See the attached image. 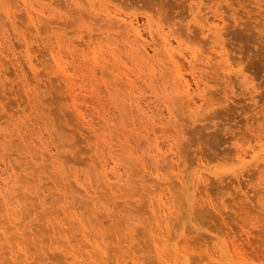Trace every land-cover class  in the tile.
I'll return each instance as SVG.
<instances>
[{
    "label": "rangeland",
    "instance_id": "rangeland-1",
    "mask_svg": "<svg viewBox=\"0 0 264 264\" xmlns=\"http://www.w3.org/2000/svg\"><path fill=\"white\" fill-rule=\"evenodd\" d=\"M27 1L0 0V264H264V0Z\"/></svg>",
    "mask_w": 264,
    "mask_h": 264
},
{
    "label": "bare ground",
    "instance_id": "bare-ground-1",
    "mask_svg": "<svg viewBox=\"0 0 264 264\" xmlns=\"http://www.w3.org/2000/svg\"><path fill=\"white\" fill-rule=\"evenodd\" d=\"M26 1H27V0H26ZM27 2H28V1H27ZM202 2H203V1H202ZM204 2H205V1H204ZM0 3H1V2H0ZM29 7H30V6H29ZM27 8H28V7H27ZM195 8H196V7H195ZM27 10H28V9H27ZM210 10H211V9H210ZM10 11H11V10H10ZM23 11H24V10H23ZM28 11H29V10H28ZM105 12H106V11H105ZM217 12H218V11H217ZM11 13H12V12H11ZM106 13H107V12H106ZM30 15H31V13H30ZM106 15L110 16L111 14H106ZM32 16H33V15H32ZM108 16H107V18H108ZM112 16H113V18H112V22H114V21H113V19H114V15H112ZM12 17H13V16H12ZM26 17H27V16H26ZM40 17H43V16H40ZM105 17H106V16H105ZM110 17H111V16H110ZM115 17L117 18V16H115ZM118 17H119V16H118ZM222 17H223V16H222ZM14 18H15V17H14ZM32 18H34V17H32ZM119 18H120V17H119ZM9 19H10V18H9ZM121 19H122V18H121ZM121 19H120V21H121ZM42 20H43V19H42ZM124 20H125V19H124ZM148 20H149V19H148ZM150 20L153 21V19H150ZM222 20L225 21L224 18H223ZM33 21H34V20H33ZM120 21L118 20V21L116 22V25H117V23L120 22ZM126 21H127V20H126ZM126 21H125V22H126ZM125 22H124V23H125ZM128 22H129V21H128ZM128 22H126V23H127V25H128V24H129V25H128L127 27L125 26V27L127 28L126 31L128 32V29H129V31L131 30V31H130L131 33H130V34H132V32H134V33H135L134 36L137 35L140 39L143 40V35L140 33V29H139V27L137 28V26H138L137 23H136V26H135V22H133L132 20H131V22H129V23H128ZM215 22H216V21H215ZM222 23H223V22H222ZM215 24H216V23H214L213 26H215ZM220 25H221V24H220ZM223 25H224V24H223ZM120 26H121V24H120ZM100 27H101V26H100ZM159 27H160V26H159ZM217 27H218L217 25H216L214 28H213V27H209V30H208L207 33H209V31H213L215 28L217 29ZM0 28H2V27H0ZM138 29H139V30H138ZM99 30H100V29H99ZM104 30H105V29H104ZM205 30H206V29H205ZM159 31H160V30H159ZM104 33H106V32H103V34H104ZM162 33H164V32H162ZM201 33H202V31H201ZM203 33H204V32H203ZM121 34L124 35L125 33H121ZM128 34H129V33H128ZM128 34H127V35H128ZM209 34H210V33H209ZM218 34H219V33H218ZM38 35H39V34H38ZM121 36H122V35H121ZM128 36H129V35H128ZM160 36H161V37H164V38H162V40L164 41V42H162V43H164V46H165V49H166V53H165V54H167V56H168V60L170 61L169 64L172 65V66L169 67V68H170V69L172 68L171 70L174 69V70H173L174 72L176 71V78H175V79L178 78L177 81L180 83V84H179V83L177 82L178 85H181L180 88L182 87L181 89H183V90L185 91L184 94H185L186 96L183 94L184 97H187V98L189 99L188 101H190V103H191L192 105H195L197 101L195 100V97H194V95H193L194 93L192 92V89H193V88H192L191 81H190L187 77H185L184 74H182V70H184V69H183V67H184L183 65H184V64L182 65V64L180 63V60H178V58H176L175 54L173 53V51H174V49H173V45H174V44H171V43L169 42V40H166V39H165L166 34L163 35V36H162V34H161ZM167 36H168V38L170 37L169 35H167ZM172 36H173V35H172ZM206 36H207V35H206ZM61 37H62V36H61ZM129 37H130V36H129ZM9 38H10V37H9ZM215 38H216V37H215ZM43 39H44V38H43ZM131 39H132V38H131ZM135 39H137V38H135ZM152 39H153V38H152ZM178 39H179V38H178ZM129 40H130V38H129ZM156 40H157V39H156ZM214 40H215V39H214ZM137 41H138V40H137ZM137 41L135 40V42H137ZM167 41H168V42H167ZM180 41H181V40H180ZM180 41H179L178 44H180ZM118 42H119V41H118ZM118 42H117V43H118ZM131 42H132V40L130 41V45L133 46V44H132ZM177 42H178V41H177ZM182 42H183V41H182ZM115 43H116V42H115ZM121 43H122V42H121ZM121 43H120V44H121ZM142 43H143V42H142ZM43 44H44V43H43ZM135 44H136V43H135ZM186 44H187V43H186ZM186 44H185V45H186ZM210 44H211V43H210ZM221 44H222V43H221ZM40 45H41V43H40ZM180 45H181V44H180ZM180 45H178V46H180ZM185 45H182L180 48L182 49L183 46L185 47ZM214 45H215V44H214ZM142 46H144V47H143V50H144L143 53H145L146 56H147V55H150V56H151V54H150L151 52L149 53V51L147 50L148 48L146 49V48H145V47H146L145 45H142ZM142 46H141V47H142ZM155 46H156V45H155ZM212 46H213V45H212ZM4 47H5V46H4ZM129 47H130V46H129ZM141 47H140V48H141ZM157 47H158V46H157ZM187 47H188V46H187ZM221 47H222V46H221ZM133 48L135 49V46L132 47V50H133ZM151 48H152V47H151ZM174 48H175V47H174ZM189 48H190V47H188V49H189ZM222 48H223V47H222ZM138 49H139V48H138ZM141 49H142V48H141ZM155 49H156V48H155ZM165 49H164V50H165ZM181 49H180V50H181ZM143 50H142V51H143ZM156 50H157V49H156ZM135 51H136V50H135ZM137 51H138V50H137ZM222 51H223V50H222ZM127 52H128V51H127ZM155 52H156V51H155ZM157 52H158V51H157ZM174 52H176V51H174ZM12 53H13V52H12ZM133 53H134V51H133ZM143 53H142V54H143ZM215 53H216V52H215ZM131 54H132V53H131ZM134 54H135V53H134ZM145 54H143V55H145ZM158 54H159V53H157V55H158ZM216 54H217V53H216ZM137 55H138V54H137ZM152 55H153V54H152ZM157 55H156V56H157ZM140 56H142V55H140ZM140 56H139V57H140ZM154 56H155V55H154ZM191 56H192V57H191V60H192V61L194 60L196 63H197V59H198V58L200 59V57L198 56V54H197V55H191ZM195 56H196V57H195ZM197 56H198V57H197ZM203 56H204V55H203ZM221 56H225V55H221ZM115 57H116V55H115ZM158 57H159V56H158ZM117 58H119V57H117ZM147 58H149V57H147ZM147 58H146V59H147ZM218 58H219V57H218ZM222 58H223V57H221V59H222ZM59 59H60V58H59ZM88 59H89V58H88ZM127 59H128V58H127ZM142 59H143V58H142ZM201 59H202V58H201ZM204 59L206 60L207 58H204ZM119 60H120V58H119ZM189 60H190V59H189ZM205 60H201V62L204 61L203 63H205ZM213 60H214V59H213ZM60 61H61V60H60ZM60 61H59V60H58V61L56 60L57 65L61 68V70H60V69H59V70H60L62 73H64V74L66 73L65 75H68L67 72H63V71H65L66 69H65V70L62 69V67H63V63L61 64ZM70 61H71V60H70ZM120 61H121V60H120ZM153 61H154V60H153ZM192 61H190V65H191L190 67H191V68H193V67L195 68V64H194L195 62L192 63ZM207 61H208V60H207ZM209 61L212 62L211 59H209ZM209 61H208V62H209ZM215 61H217V59H216ZM222 61H223V60H222ZM0 62H1V61H0ZM122 62H123V61H121V63H122ZM199 62H200V61H199ZM208 62H206V63H208ZM211 62H210V63H211ZM223 62H224V61H223ZM203 63H202V65H204ZM225 63H226V62H225ZM122 64H124V63H122ZM193 64H194V65H193ZM78 65H79V64H78ZM167 65H168V64H167ZM192 65H193V67H192ZM205 65H206V64H205ZM212 65H213V64H212ZM134 66H135V65H134ZM160 66H162V65L160 64ZM198 66H199V65H198ZM213 66H214V65H213ZM215 66L218 67V65H215ZM224 66H226V65H224ZM153 67H155V65H153ZM153 67H152V68H153ZM166 67H167V66H166ZM205 67H206V66H205ZM217 67H216V68H217ZM228 67H229V66H228ZM63 68H64V67H63ZM156 68H157V67H156ZM191 68H190V69H191ZM198 68H199V67H198ZM198 68H197V69H198ZM210 68H212V66H211ZM220 68H221V69H224L225 67H224V68L220 67ZM154 69H155V68H154ZM157 69H158V68H157ZM163 69H164V68H163ZM166 69H167V68H166ZM170 69H169V71H171ZM200 69H201V67H200ZM204 69H205V68H204ZM204 69H203V70H204ZM221 69H220V70H221ZM225 69H226V68H225ZM228 70H229V69H228ZM66 71H68V70H66ZM131 71H132V70H131ZM157 71H158V70H157ZM157 71H156V72H157ZM163 71H164V70H163ZM167 71H168V70H167ZM192 71H193V70H192ZM197 71H198V70H197ZM240 71H241V70H240ZM125 72H127V71H125ZM158 72H159V71H158ZM158 72H157V73H158ZM204 72H205V71H204ZM172 73H173V72H172ZM5 74H6V73H5ZM58 74H59V73H58ZM152 74L155 75V73H152ZM152 74H151V75H152ZM163 74H164V73H163ZM201 74H202V73H201ZM204 74H205V73H204ZM154 75H152L153 78H154ZM164 75H165V74H164ZM177 75H178V76H177ZM190 75H191V74H190ZM209 75H210V74H209ZM79 76H80V75H79ZM107 76H108V75H107ZM125 76L128 77L127 75H125ZM174 76H175V74H174ZM193 76H195V75H193ZM206 76H208V75H206ZM223 76H224V75H223ZM223 76H222V78L224 79L225 76H224V77H223ZM66 77H67V76H66ZM66 77H65V78H66ZM130 77H131V76H130ZM170 77H171V76H170ZM204 77H205V75H204ZM87 78H88V77H87ZM128 78H129V77H128ZM153 78H152V79H153ZM166 78H167V77H166ZM212 78H213V77H212ZM214 78H215V76H214ZM226 78H227V76H226ZM66 79H68V77H67ZM70 79H71V78H70ZM118 79H119V78H118ZM125 79H126V78H125ZM206 79H208V78L205 77V80H206ZM210 79H211V78H210ZM210 79H209V80H210ZM127 80H128V79H127ZM137 80H138V79H137ZM139 80H140V78H139ZM193 80H195L194 77H193ZM193 80H192V81H193ZM197 80H198V78H197ZM202 80L204 81V78H203ZM202 80H200V83H201ZM216 80H217V79H216ZM67 81H68V80H67ZM141 81H142V80H141ZM203 81H202V83L205 85V83H204ZM210 81H211V80H210ZM213 81H214V80H213ZM153 82H154V81H153ZM194 82H196V85L198 86L197 89H199V88L202 89V88L200 87L201 85H199V81H198V83H197V81H194ZM206 82H207V81H206ZM214 82H215V81H214ZM68 83H69V81H68ZM84 83H85V82H84ZM129 83H130V82H129ZM131 83H132V82H131ZM211 84H212V83H211ZM211 84H210V85H211ZM147 85H148V84H147ZM163 86H164V85H163ZM207 86H208V85H207ZM124 87H125V86H124ZM149 87H150V86H149ZM205 87H206V85H205ZM180 88H179V89H180ZM161 89H162V88H161ZM207 89H208V88H207ZM203 90H204V89H203ZM205 90H206V89H205ZM90 91H91V90H90ZM180 91H181V90H180ZM193 91H194V90H193ZM200 91H201V90H200ZM197 93H198V92H197ZM199 94H200V93L197 94L198 97H199ZM206 95H207V94H206ZM127 96H128V95H127ZM203 96H204V94H203ZM207 96H208V95H207ZM135 97H136V96H135ZM157 97H158V96H157ZM175 97H176V95H175ZM177 97H178V96H177ZM200 97H201V96H200ZM179 98H180V97H179ZM187 98H186V99H187ZM175 99H176V98H175ZM177 99H178V98H177ZM199 99H200V98H199ZM204 99H205V98H204ZM204 99H203V100H204ZM206 99H207V98H206ZM134 100H135V99H134ZM172 100H173V99H172ZM182 100H184L183 96H182ZM201 100H202V99H201ZM178 101H180V100H178ZM183 102H184V101H183ZM188 103H189V102H188ZM188 105H190V104H188ZM211 105H212V104H211ZM191 107H193V106H191ZM259 120H260V119H259ZM109 128H110V127H108L107 129H109ZM110 130H111V129H110ZM263 131H264V130H263ZM263 131H262V132H263ZM128 133H129V132H128ZM36 134H37V132H36ZM36 134H35V135H36ZM148 134H149V133H148ZM257 135H258V134H257ZM259 135H260V132H259ZM259 137L261 138V136H259ZM259 137H258V138H259ZM258 138H257V139H258ZM263 138H264V137H263ZM258 140H259V139H258ZM262 140H263V139H262ZM145 141H146V140H145ZM259 141H260V140H259ZM261 142H262V141H261ZM135 143H136V142H135ZM146 143H147V142H146ZM157 144H158V143H157ZM157 144H156V145H157ZM262 145H264V144H262ZM242 146H243V145H242ZM124 147H125V145H124ZM240 147H241V145H240ZM125 148H126V147H125ZM127 148H128V147H127ZM148 148H149V147H148ZM253 148H254V147H253ZM150 149H151V148H150ZM158 149H159V148H158ZM108 150H109V149H108ZM120 150H121V149H120ZM155 150H157V149H155ZM121 151H122V150H121ZM133 151H134V150H133ZM160 151H161V150H160ZM170 151H171V150H170ZM253 151H254V150H253ZM119 152H120V151H119ZM123 152H124V151H123ZM158 152H159V151H158ZM127 153H128V152H127ZM161 153H162V152H161ZM131 156H132V155H131ZM173 156H174V155H173ZM134 157H135V156H134ZM151 159H152V158H151ZM154 159H155V158H154ZM158 159H159V158H158ZM242 159H243V158H242ZM156 160H157V159H156ZM141 164H142V163H141ZM116 166H117V165H116ZM111 168H112V167H111ZM12 171H13V170H12ZM107 171H108V170H107ZM118 177H119V176H118ZM10 188H11V187H10ZM1 189H2V188H1ZM5 192H6V190H5ZM5 192H4V193H5ZM6 194H8V193H6ZM6 194H4V195L7 196ZM81 194H82V193H81ZM10 196H11V195H10ZM62 197H63V195H62ZM156 199H157V198H156ZM1 201H2V200H1ZM160 201H161V200H160ZM173 202H174V200H173ZM3 205H4V204H3ZM162 205H163V203H162ZM8 206H9V204H8ZM2 207H3V206H2ZM162 207H163V206H162ZM165 209H166V208H165ZM178 213H179V212H178ZM169 214H170V213H169ZM174 214H176V213H174ZM11 219H12V218H11ZM168 220H169V219H168ZM153 222H154V221H153ZM76 225H77V224H76ZM155 228H156V227H155ZM154 230H155V229H154ZM102 236H103V235H102ZM161 236H162V235H161ZM161 236H160V238H161ZM3 237H4V236H3ZM157 237H159V236H157ZM4 239H5V238H4ZM155 239H156V238H155ZM231 239H232V237H231ZM231 239H230V242H229V243H233V242H232L233 240H231ZM154 241H156V240H154ZM162 241H163V240H162ZM16 242H17V241H16ZM155 243H156V242H155ZM157 243H158V238H157ZM229 243H228V244H229ZM235 243H236V241H235ZM235 243H233V244L235 245ZM102 244H103V243H102ZM164 244H165V243H164ZM233 244H232V245H233ZM157 245H158V244H157ZM230 245H231V244H229V246H230ZM232 245H231V246H232ZM234 245H233V247H234ZM236 245H238V244H236ZM67 246H68V245H67ZM239 246H240V245H238V247L235 246V248H234L235 251H233V249L230 247V252H232V251L235 252V253L237 252V256H238V254L240 255V257L238 256L239 258H241L242 260H245L246 262H249L248 256H246V255H247L246 252H245V254H244V253H243L244 250H243L241 247L239 248ZM13 247H14V245H13ZM15 247H17V246H15ZM157 247H158V246H157ZM8 249H9V248H8ZM157 249H158V248H157ZM187 249H188V248H187ZM228 249H229V248H228ZM15 250H16V249H15ZM185 250H186V248H185ZM189 250H190V252H193V251H191V249H189ZM189 250H186V251H189ZM241 250H242V251H241ZM18 252H19V251H18ZM65 252H66V251H65ZM159 252H160V254L163 253L162 251H159ZM165 252H166V251H165ZM20 253H21V252H20ZM167 253H168V252H167ZM213 253H214V252H213ZM30 254H31V252H30ZM210 254H211V253H210ZM232 254H233V253H232ZM81 255H83V254H81ZM93 255H94V253H93ZM158 255H159V254H158ZM162 255L164 256V259H166L165 255H164V254H162ZM162 255H161V256L159 255V256L163 258ZM8 256H9V255H8ZM8 256H7V257H8ZM17 256H18V255H17ZM23 256H24V255H23ZM233 256H234V254H233ZM235 256H236V254H235ZM235 256H234V257H235ZM237 256H236L235 258H238ZM160 257H159V258H160ZM171 257H172V256H171ZM212 257L214 258V255H212ZM246 257H247V258H246ZM18 258H19V256H18ZM87 258H88V257H87ZM159 258H158V259H159ZM213 258H212V259H213ZM239 258H238V259H239ZM164 259H162L163 261H161V262H164ZM171 259H172V258H171ZM220 259H222V258H220ZM160 260H161V258H160ZM160 260H159V261H160ZM16 261H17V260H16ZM155 261H157V260H155ZM165 261H166L165 263L168 262L167 259H166ZM238 262H239V261H238Z\"/></svg>",
    "mask_w": 264,
    "mask_h": 264
}]
</instances>
